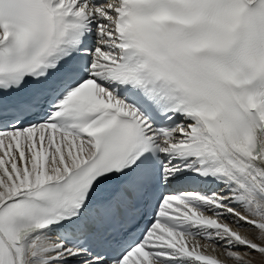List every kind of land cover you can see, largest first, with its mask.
<instances>
[{"label":"snow or ice","instance_id":"6c2138e0","mask_svg":"<svg viewBox=\"0 0 264 264\" xmlns=\"http://www.w3.org/2000/svg\"><path fill=\"white\" fill-rule=\"evenodd\" d=\"M0 264H264V0H0Z\"/></svg>","mask_w":264,"mask_h":264}]
</instances>
